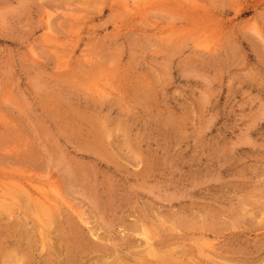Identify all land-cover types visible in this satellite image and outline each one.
Segmentation results:
<instances>
[{
	"label": "rangeland",
	"instance_id": "1",
	"mask_svg": "<svg viewBox=\"0 0 264 264\" xmlns=\"http://www.w3.org/2000/svg\"><path fill=\"white\" fill-rule=\"evenodd\" d=\"M264 264V0H0V264Z\"/></svg>",
	"mask_w": 264,
	"mask_h": 264
},
{
	"label": "bare ground",
	"instance_id": "2",
	"mask_svg": "<svg viewBox=\"0 0 264 264\" xmlns=\"http://www.w3.org/2000/svg\"><path fill=\"white\" fill-rule=\"evenodd\" d=\"M111 264V263H110ZM113 264V263H112Z\"/></svg>",
	"mask_w": 264,
	"mask_h": 264
}]
</instances>
